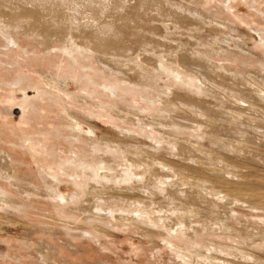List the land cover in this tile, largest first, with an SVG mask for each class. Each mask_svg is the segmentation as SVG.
I'll return each mask as SVG.
<instances>
[{"label":"bare ground","instance_id":"1","mask_svg":"<svg viewBox=\"0 0 264 264\" xmlns=\"http://www.w3.org/2000/svg\"><path fill=\"white\" fill-rule=\"evenodd\" d=\"M130 1L0 0L2 24L16 26L23 29L24 34L43 39L44 46L65 42L64 54L76 66L82 59L92 62L94 56L103 65L116 60L118 63L122 60L130 62L129 68L115 71L123 83L137 84V87L159 93L158 99L152 101L155 104L159 100V108L156 115H151V120L162 137L148 138L162 146L155 150L151 147L155 152H149L148 147L146 150L135 147L131 143L135 139L130 133L142 134L129 130L126 132L130 135L124 134L119 140L101 139V144L109 145L106 148L104 145L103 159L95 164H78L82 170L91 171L85 174V179H89L85 186L88 197L81 201L87 203L90 210L78 208L79 215L90 219L102 217L104 199L109 198L111 204L119 206L122 202L129 210L133 209H120L119 221L147 237L161 235L166 244L174 245L180 251L178 253L186 264H264V73L248 79L233 75L231 81L226 79L228 75L226 78L223 75L219 80L217 73L221 68H209L199 62L196 76L182 78L170 71L175 84H161L160 79L154 80L150 74L165 71L163 63L158 59L154 63L143 61L151 68L149 70L137 62L138 53L133 55L134 52L127 51L131 45H137L138 50L142 47V43L135 40L142 39L137 31L158 30L159 27L167 32L170 27L163 25L167 19L176 27L180 21H188L186 27L192 31L198 26L205 28L206 23L197 20V16H188L193 11L190 6L168 11L161 1H155L158 12L152 15L155 10L150 7L153 11L144 15L147 11L143 5L132 7ZM127 12L133 13L131 22ZM157 16L164 19L159 20ZM260 34L257 36L262 43L264 39ZM228 48L248 53V57L251 55L246 48L235 46L229 40L223 50ZM185 53L186 49L179 51L177 59L170 61L184 67L181 62L186 60ZM89 67L92 68V63ZM108 70L111 71V67ZM61 72L56 73L59 75L56 79H49V83L58 89H63ZM112 86L109 89L117 97L121 88ZM178 88L188 93H181ZM121 98L122 103H128L124 96ZM112 110L114 115L131 121L147 111L124 110L118 106ZM67 116L72 120L71 125L77 126L74 116L69 112ZM161 152L171 157L160 155ZM65 162L77 165L74 159ZM1 167V175L10 177L14 173L12 167ZM45 173L52 177L50 172ZM5 193L0 195L1 212L14 213L24 207L15 204ZM78 198L79 195H68L64 201L75 205ZM240 209L261 212L263 220L258 215L260 222L250 221L240 214ZM115 213L111 211L110 215L113 217ZM245 229H251V232H245ZM37 247L40 264H75L64 251L49 242L42 241ZM69 247L74 256H81V264H107L97 263L89 252L82 254L79 248Z\"/></svg>","mask_w":264,"mask_h":264},{"label":"rangeland","instance_id":"2","mask_svg":"<svg viewBox=\"0 0 264 264\" xmlns=\"http://www.w3.org/2000/svg\"><path fill=\"white\" fill-rule=\"evenodd\" d=\"M151 1H142L148 4H141L139 0L130 2L132 7L143 5L147 11L144 15L153 9L155 11L151 14H155V1H161L168 11L190 6L194 12L188 16H197V20L206 23L205 28L198 26L196 31H192L186 27L188 21L178 24L172 20L178 24L176 27L167 19L168 24H163L171 28L167 32L159 27L158 30L137 31L142 39L135 40H139L142 47L138 50L137 45V48L131 45L130 48L134 50L129 48L128 53H138L136 59L142 62H137L142 63L143 67H147L143 61L154 63L158 59L166 68L161 73L150 74L152 79H160L161 84H175L170 71L182 78L196 76L199 62L209 68H221L217 73L219 80L223 75L224 78L228 75L226 79L231 81L234 80L233 75L248 79L264 73V42L261 43L257 36L261 33L264 39V0H153L154 5ZM127 14L131 22L133 13ZM228 40L235 46L246 48L252 56L248 57V53L235 48L224 51ZM44 44L43 39L24 34L23 29L0 22V168L5 165L14 170L10 177L0 174V195L6 192L15 204L24 206L14 213L0 211V264H18L21 261L24 264H40L37 246L42 241L64 251V255L71 257L75 264H81L83 260L81 256H74L69 246L79 248L82 254L91 253L97 263L186 264L178 253L180 251L174 245L166 244L161 235L147 237L119 221L120 209L133 210L126 208L125 203L119 202V206H116L105 198L102 206L105 211L98 219L80 216L78 211L88 209L89 205L81 201L88 197L85 186L89 179H85V174L91 173L90 170H82L78 164L100 162L105 154L104 149L109 146L101 144L104 138L119 140L124 134H131L135 139L131 143L138 148L145 147V150L148 147L149 152H155V148L162 146L148 138L162 137L151 120V115H156L159 108V100L157 106L152 101L158 99L159 93L137 87V84L123 83L115 71L129 68L132 65L130 62L110 61L108 66L106 62L101 64L102 61L94 56L92 62L82 59L80 65L76 66L64 54L65 42L50 46ZM183 49L187 50L184 55L188 62L182 59L184 67L170 61L171 58L177 59V54ZM110 67L113 71L108 70ZM61 70L63 89H58L49 83V79H56ZM112 85L121 88L118 98L109 89ZM178 91L188 93L181 88ZM121 96L128 103H122ZM116 106L124 110L147 111L139 113L135 121H131L114 115L112 108ZM67 112L74 116L77 126L71 125L72 120ZM127 130L142 135L129 134ZM159 154L171 157L168 153ZM66 159H74L78 166L68 165ZM45 171L50 172L52 177H48ZM57 179L62 181L58 182ZM68 195H79L77 204L64 201ZM111 211L116 212L113 217ZM238 211L250 221L263 220L261 212L248 209ZM249 231L251 229H245V232Z\"/></svg>","mask_w":264,"mask_h":264}]
</instances>
